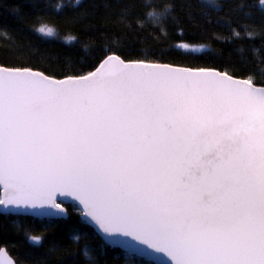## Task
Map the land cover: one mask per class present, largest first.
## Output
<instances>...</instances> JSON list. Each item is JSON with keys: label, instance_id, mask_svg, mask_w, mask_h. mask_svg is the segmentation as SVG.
I'll use <instances>...</instances> for the list:
<instances>
[{"label": "snow or ice", "instance_id": "obj_1", "mask_svg": "<svg viewBox=\"0 0 264 264\" xmlns=\"http://www.w3.org/2000/svg\"><path fill=\"white\" fill-rule=\"evenodd\" d=\"M0 185V212L70 197L160 264H264V83L115 54L63 78L0 65Z\"/></svg>", "mask_w": 264, "mask_h": 264}, {"label": "trees", "instance_id": "obj_2", "mask_svg": "<svg viewBox=\"0 0 264 264\" xmlns=\"http://www.w3.org/2000/svg\"><path fill=\"white\" fill-rule=\"evenodd\" d=\"M151 3L152 7L142 0H0V65L30 67L63 78L93 71L115 54L126 61L214 68L264 83L260 0H216L219 8L203 0ZM165 5L172 6L171 14L160 24L145 17L153 8L163 12ZM41 26L53 28L55 34L42 35ZM64 206L66 215L54 219L0 212V248L5 247L16 264H155L109 245L77 205ZM30 237L40 240L33 243Z\"/></svg>", "mask_w": 264, "mask_h": 264}, {"label": "water", "instance_id": "obj_3", "mask_svg": "<svg viewBox=\"0 0 264 264\" xmlns=\"http://www.w3.org/2000/svg\"><path fill=\"white\" fill-rule=\"evenodd\" d=\"M106 58H104L100 62V64L103 63V61ZM126 62H128V61H126ZM173 66H175V65H173ZM178 67H181V66H178ZM235 78H237V77H235ZM237 79H242V78H237ZM0 190H1L0 195H2V192H3V186L2 185H0ZM61 201H63L61 203V206L64 209H65V206H64L65 203H74L75 205H77L79 210L82 209V205H79L78 202L73 201L72 198H70V197H67V198H59L58 197L57 202L60 203ZM51 211H56V210H54V209H39L38 208V209H29L28 211H13V212H1V213L22 214V215H28V216H33V217L42 218V219L43 218L44 219L58 218L56 216H50V215L47 214L48 212H51ZM83 217L86 219V221H88L94 227V229L102 236V238L109 245L114 246V247H120V248L128 251L129 253H132V254L141 256V257H143L145 259H148L150 261H153L155 264H160V262L158 260H156L155 257L156 256H163L162 253H155L153 249H148L146 245H140L138 241L132 240L131 237H121V239H123V240L130 241L132 245H138L139 247L145 248L148 253H153V255L138 253V252L134 251L130 246H127V245L121 244L119 242H116L113 237H109L108 234L103 233V231L99 229V226L96 225L94 221H91L90 217H85V216H83ZM0 264H16L15 260L8 253V251H7V249L5 247H1L0 248Z\"/></svg>", "mask_w": 264, "mask_h": 264}]
</instances>
